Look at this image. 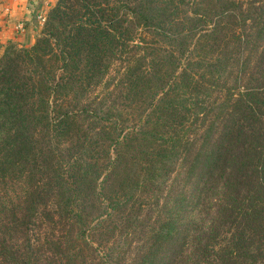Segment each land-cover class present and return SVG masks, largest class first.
<instances>
[{"label": "trees", "instance_id": "1", "mask_svg": "<svg viewBox=\"0 0 264 264\" xmlns=\"http://www.w3.org/2000/svg\"><path fill=\"white\" fill-rule=\"evenodd\" d=\"M0 264H264V0H58L11 45Z\"/></svg>", "mask_w": 264, "mask_h": 264}, {"label": "rangeland", "instance_id": "2", "mask_svg": "<svg viewBox=\"0 0 264 264\" xmlns=\"http://www.w3.org/2000/svg\"><path fill=\"white\" fill-rule=\"evenodd\" d=\"M24 10L20 11L15 0H0V56L3 55L11 45L18 47H30L45 31L47 16L58 0H25ZM38 11L46 15L44 21L38 20Z\"/></svg>", "mask_w": 264, "mask_h": 264}, {"label": "crops", "instance_id": "3", "mask_svg": "<svg viewBox=\"0 0 264 264\" xmlns=\"http://www.w3.org/2000/svg\"><path fill=\"white\" fill-rule=\"evenodd\" d=\"M15 5H18V8H20V11L23 13H26L24 10H27L26 8V1L25 0H15L14 2ZM28 14V13H26ZM26 18H29V14L26 15Z\"/></svg>", "mask_w": 264, "mask_h": 264}, {"label": "built area", "instance_id": "4", "mask_svg": "<svg viewBox=\"0 0 264 264\" xmlns=\"http://www.w3.org/2000/svg\"><path fill=\"white\" fill-rule=\"evenodd\" d=\"M36 17L38 20H42V21H44L46 19V15L41 11L37 12Z\"/></svg>", "mask_w": 264, "mask_h": 264}]
</instances>
